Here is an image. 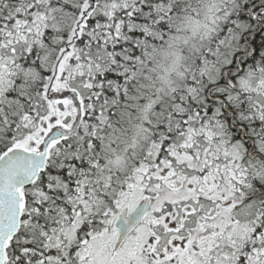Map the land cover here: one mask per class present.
I'll return each mask as SVG.
<instances>
[{
    "label": "snow or ice",
    "instance_id": "obj_1",
    "mask_svg": "<svg viewBox=\"0 0 264 264\" xmlns=\"http://www.w3.org/2000/svg\"><path fill=\"white\" fill-rule=\"evenodd\" d=\"M0 264H264V0H0Z\"/></svg>",
    "mask_w": 264,
    "mask_h": 264
}]
</instances>
